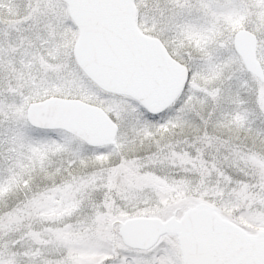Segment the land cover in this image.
Segmentation results:
<instances>
[{
    "label": "snow or ice",
    "instance_id": "1",
    "mask_svg": "<svg viewBox=\"0 0 264 264\" xmlns=\"http://www.w3.org/2000/svg\"><path fill=\"white\" fill-rule=\"evenodd\" d=\"M0 264H264V0H0Z\"/></svg>",
    "mask_w": 264,
    "mask_h": 264
}]
</instances>
